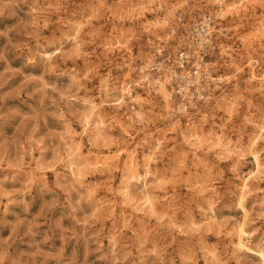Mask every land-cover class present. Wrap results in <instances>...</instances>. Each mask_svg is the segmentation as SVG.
I'll list each match as a JSON object with an SVG mask.
<instances>
[{
  "label": "rangeland",
  "instance_id": "obj_1",
  "mask_svg": "<svg viewBox=\"0 0 264 264\" xmlns=\"http://www.w3.org/2000/svg\"><path fill=\"white\" fill-rule=\"evenodd\" d=\"M263 130L264 0H0V264H262Z\"/></svg>",
  "mask_w": 264,
  "mask_h": 264
},
{
  "label": "bare ground",
  "instance_id": "obj_2",
  "mask_svg": "<svg viewBox=\"0 0 264 264\" xmlns=\"http://www.w3.org/2000/svg\"><path fill=\"white\" fill-rule=\"evenodd\" d=\"M225 6V5H224ZM229 7V6H228ZM229 9V8H228ZM227 10V9H226ZM231 10V9H230ZM226 12V11H225ZM147 79H149V76L147 77ZM259 79V78H258ZM158 80V79H157ZM255 80V79H254ZM147 81V80H146ZM152 81V80H151ZM163 85V84H162ZM158 86H160V85H158ZM164 88V87H163ZM126 91H127V89H126ZM130 97V96H129ZM99 116V115H98ZM101 118V117H100ZM102 119V118H101ZM102 121V120H101ZM88 123V122H87ZM103 125H104V122H103ZM88 127V126H87ZM262 127V126H261ZM259 131V130H258ZM264 131V130H263ZM262 134V133H261ZM198 138V137H197ZM202 138V137H201ZM191 139V138H190ZM200 140V139H199ZM224 140V139H223ZM202 141V140H201ZM205 141V140H204ZM209 141V140H208ZM222 142V141H221ZM220 142V143H221ZM253 142H254V139H253ZM198 143H200V142H198ZM203 144V143H202ZM205 144V143H204ZM227 144V143H226ZM217 145H218V142H217ZM216 145V146H217ZM220 145V144H219ZM222 145V144H221ZM230 145V144H229ZM239 146V145H238ZM225 147V146H224ZM228 147V146H227ZM235 147V146H234ZM236 147H237V145H236ZM226 148V147H225ZM155 149V148H154ZM220 149V148H219ZM223 150V149H222ZM227 150V149H226ZM232 150H233V148H232ZM153 151V150H152ZM231 150H228V152H230ZM80 152V151H79ZM157 152V151H156ZM234 152V151H233ZM236 152V151H235ZM229 154H231V153H229ZM233 155H234V153H233ZM232 155V156H233ZM228 157V156H227ZM129 158V162H128V164H129V166L131 167V169L133 170V172H131V173H135V175H136V173H137V169H136V166H135V162H134V159H133V157L132 156H129L128 157ZM152 160V159H151ZM259 160V159H258ZM258 160H257V158L255 157V161H256V163H257V168H259V166L260 165H258ZM105 164H107L104 160H101V159H94L93 161H92V165L94 166V167H96V168H98V167H101L102 165H105ZM127 164V165H128ZM137 164V163H136ZM104 167V166H103ZM262 167H260V169H261ZM263 169V168H262ZM257 170V169H256ZM127 171H128V169H127ZM146 174V173H145ZM256 174H257V171H256ZM259 174V173H258ZM132 175V174H131ZM139 175V174H138ZM251 175V174H250ZM253 176V175H252ZM130 177V176H129ZM131 177H133V175L131 176ZM255 177V176H254ZM137 178H138V176H137ZM133 179V178H132ZM247 181V180H246ZM249 183V182H248ZM243 184V183H242ZM246 188H247V184L246 183H244L243 185H242V188H241V193H239V195H240V197H241V199H242V193L246 190ZM249 188L250 187H248V190H249ZM126 192V191H125ZM244 196H245V193H244ZM122 197H124V196H122ZM245 198V197H244ZM243 198V199H244ZM148 204H149V202H148ZM151 204V203H150ZM152 206V205H151ZM243 233V231L242 230H240L239 231V235H238V244L239 245H241V242H242V234ZM263 254V253H262ZM262 254H261V259H262V264H264V256H262Z\"/></svg>",
  "mask_w": 264,
  "mask_h": 264
},
{
  "label": "built area",
  "instance_id": "obj_3",
  "mask_svg": "<svg viewBox=\"0 0 264 264\" xmlns=\"http://www.w3.org/2000/svg\"><path fill=\"white\" fill-rule=\"evenodd\" d=\"M186 55L185 53H179V56H178V64H179V69H183L185 64H186Z\"/></svg>",
  "mask_w": 264,
  "mask_h": 264
}]
</instances>
